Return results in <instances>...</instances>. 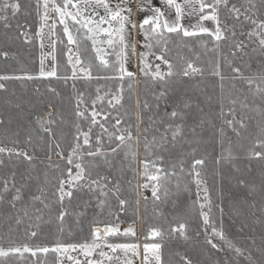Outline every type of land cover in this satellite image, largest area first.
Masks as SVG:
<instances>
[{
    "label": "snow or ice",
    "instance_id": "1",
    "mask_svg": "<svg viewBox=\"0 0 264 264\" xmlns=\"http://www.w3.org/2000/svg\"><path fill=\"white\" fill-rule=\"evenodd\" d=\"M38 9L43 8V14L38 11L40 18V26L35 32V36L41 38L40 47L43 48V29L50 28L51 37L56 36L55 29L57 27L56 19L49 15L55 13V17L59 18V24L63 25L64 36L67 38L68 45H76V51L73 52L72 48L68 49L67 61L72 68L71 76H65L63 79L67 80L77 79L78 73L83 74L85 79H93L92 71L93 65L91 62L85 63L83 56L80 52V39L79 34L81 29L84 30L83 38L90 40L92 49L95 52L96 60L104 68L112 67L119 73V79L123 80L128 77L130 80L135 77V73L126 68V62L130 58L128 49H131V55L136 56V43H131L132 34L128 30L127 25H131L135 29L137 25L131 21V8L128 5V0H118L113 5L110 0H62V4L57 0H36ZM162 3L169 9L174 10L175 17L172 22L165 17L164 12L160 7L152 8L153 15L144 18L139 23L140 32L144 36L147 43H141V47L145 49H153L157 45L163 44L164 47L160 48L159 54L150 51H143L139 53V71L146 77H150L151 81L159 85V91L154 93V98L158 102L156 104L157 110L160 109L163 102L164 113L159 118V123L163 125V130L156 129L159 135H153L151 139L144 136L143 149L145 158L140 161L139 176L142 183L136 185L133 191L140 190L141 198L147 200V197L142 195L143 190L151 189V196L155 202L165 203L169 199L170 189L166 186L170 182L171 177H177L178 182L176 187L179 188V176L185 174V165L188 166L187 176L192 178V182L196 185V199L193 201V208L187 215L181 214L174 216L172 221L165 218V223L168 227H153L149 230L150 238L164 239L167 236L170 239H179L189 241L192 237L189 235L190 220L198 215L199 220L202 222L201 228L204 232V242L211 247V249L221 252L227 249L229 252H234L235 257H243L247 264H264V234L260 237L259 246L256 245L254 237H246L251 239V247L237 246L232 240L228 239L223 230V223L221 227L217 228L215 222L212 220L213 201L210 194V189L204 179L205 170L210 153L206 145L214 143L220 146L221 151L215 156L214 162L216 165L215 175H220V168L222 165H228L235 173L240 175H229V181H234L235 187L245 190V196L239 201L241 208L234 209L233 215L240 218L239 231L244 232L245 229L251 227L248 223V218L243 211V206L247 205L249 209H255V198L258 197L260 202V212L264 216V0H162ZM51 5V7H49ZM22 9L21 0H0V28L4 29V39L11 40L12 37L9 33L13 30L12 21L20 14ZM103 10L101 15L100 10ZM142 10V9H141ZM197 17L196 22L189 26L182 23L183 18ZM52 20L49 25L48 21ZM73 21L75 25H79L76 29L77 35H74L70 30L67 20ZM226 20H231L229 24ZM206 22H211L213 27L206 26ZM107 25V27H104ZM245 25L250 27L245 30ZM147 26V27H145ZM27 28L26 24H21L19 21L15 24V30L19 37L24 38L25 43L31 42V35L24 29ZM237 28L240 29L239 33ZM164 33L175 34L176 37H202L207 36L211 38L213 47L209 51H214L216 57L214 60L209 61L211 69L209 74L219 80V97L217 102L219 105L218 116H212V103L214 97L205 94L204 89H200L201 100L198 96L187 95L188 90L185 89L184 93L178 96L175 100L169 102V90L181 78H195L203 76L205 68L198 66L199 55L193 59H185L183 56L180 60L183 64L177 68L176 65L168 58L166 53L169 51L167 45L169 40L164 37ZM106 37V39H104ZM243 37V39H241ZM155 41V44L152 42ZM247 41V42H246ZM56 39H51L53 47L52 55L53 61L56 60L54 55ZM201 44L207 46V41L201 40ZM106 44L108 48L113 49L116 56L114 64H110L109 60L105 58L107 52L104 48L97 45ZM226 44L229 54H223L221 51L222 45ZM251 51L256 53L260 59L256 61L257 69L255 71L251 68V63H246L245 68L248 69L249 74H245L244 69L234 63V59L238 55L241 57L248 56L249 47ZM189 50L191 51V47ZM149 55H154L155 59L161 63L153 66L149 62ZM0 56L8 57L7 51H0ZM221 58L230 69L232 75L226 76L221 68ZM44 59L41 56V70L39 77L48 78L57 76L56 63L53 64L51 71L44 70ZM252 59L251 57L249 58ZM161 64L164 65L162 69ZM118 66V67H117ZM38 77L28 73L22 75L0 74V81L9 80H33ZM100 78V77H96ZM104 79H112L113 77H103ZM232 81L231 88H225V81ZM236 81L242 82L247 88V93L250 94L254 100L252 104L247 102L248 96L245 95L244 99H240L243 93L242 88H237ZM129 88L132 84L129 83ZM75 90V86H73ZM0 90H6L4 83H0ZM50 92H55V89L49 88ZM99 88L97 95L91 101V107L88 106L84 98V93L79 92L75 97L74 116L76 121L73 124L75 132L72 136L71 143L65 149L61 146L59 139L55 140V150L53 149L52 140L56 138V132L53 125L56 120L52 118L53 113L50 111L45 116L36 117V124L41 132L46 133L49 140L47 145V166L43 172L44 184H51L53 181V193L56 198L55 202L59 204L58 215L56 219L59 221L61 227L59 231H64L63 224L65 218L70 215L69 209L65 204L68 201L70 204L76 193H84L89 196V199H84L83 204L85 209L90 206V200L96 201V207L103 211L109 205V195L115 197L121 209L128 203L127 200L120 198L121 184L119 180L113 182L112 178L107 174L100 172L101 167H106L109 170L115 168L116 164L114 158L121 151L124 152L123 160L127 163L129 168L137 162L136 145L139 144V139L133 136L131 125L125 128L118 127L121 124L120 119L115 120L112 127L115 131L110 132L109 128L98 119L104 116L106 120L108 117L97 109L98 101H103L104 97L99 95ZM118 91H122V88ZM258 98L260 104H255V99ZM122 97L113 94L108 101L110 106L113 104H120ZM7 103V101H6ZM239 104L240 113L237 114L236 105ZM209 107V111L205 112L204 106ZM19 107V105H16ZM147 101L144 102L143 107L148 108ZM50 109H54L52 104H49ZM170 108V110H169ZM195 110V111H193ZM254 114V115H251ZM191 116L192 122L188 123ZM258 117V119H256ZM59 119V116H57ZM142 120V117L138 116ZM215 119H219L220 124L215 123ZM256 121L255 132H249L250 121ZM81 121L87 122V130H84ZM179 121V122H177ZM155 124L156 121H153ZM0 125L3 126L5 138H9V134L19 136V132H12L4 120H0ZM205 125L209 129L214 130V139L211 141H204L202 146V131L205 130ZM99 127L100 133L95 135L93 142V129ZM187 128V133L185 129ZM197 129H201L198 132ZM226 130H230L237 138H241L243 132H248L244 139L248 140L249 146L245 147L243 144L239 148L244 151V159L248 161L247 166L242 170L235 161L239 158L232 150V142L229 139L227 148H224L226 137ZM144 133L148 130L143 129ZM190 133V136L188 135ZM31 130H28L29 141L31 140ZM105 137L107 138V145L105 144ZM41 141L44 140L40 136ZM183 141L188 145L187 150L181 151L178 156L173 157L172 152L169 150V145L174 149L177 147L178 142ZM13 147L7 145H0V156H7L9 159L13 157L23 159L28 163L30 169H35L33 163L35 157L30 155L28 151L20 150L16 145L19 140H10ZM66 152V155H65ZM167 153L170 158L175 159L172 163L171 169L166 170L161 165L164 162V155ZM60 158V162L52 160V155ZM154 156V159L148 157ZM159 162V163H158ZM255 162L259 165V180L252 176L253 167ZM4 165V160L0 159V166ZM123 167V165H121ZM177 168L179 169L177 171ZM54 175L50 178V172ZM135 172V168H132ZM95 175V178H93ZM16 173H11L10 176L0 179V204H7L11 207L16 215L10 213L6 218L11 220L15 219L16 224L22 222L19 215L23 213L24 217H29V206L35 202L43 205V209L51 210L50 203L45 201L46 189L43 185H38L36 191L40 193L32 194L29 197L27 204L17 208V204L24 199L25 189L28 187L27 181L32 180L33 176L30 172L22 174L21 179L24 183L17 186L15 180ZM38 179V177H36ZM201 192L203 195H201ZM249 197L253 198V202L249 203ZM139 203V201H137ZM174 209L179 208V202L172 201ZM221 215L224 209L221 205H216ZM198 208V213L196 209ZM41 212L42 209H36ZM255 215L254 212L251 213ZM77 216L85 215V212H77ZM158 216H164L162 211H157ZM41 217L37 216L39 220ZM253 224L260 223L264 225V220L256 219ZM29 229L32 225L29 224ZM38 227V225H37ZM211 229L209 232L208 229ZM254 231V229H253ZM36 231H30L31 237L37 236ZM120 234L118 225H106L105 227H92L91 241L83 243H63L57 239L52 247L37 246L30 247L27 244L22 246L0 247V264H9L8 258L12 256L23 257L25 253H31L36 257L38 253L48 254L55 253V264H64L65 258L70 264H134V259L141 257L140 244L138 243H109L107 237ZM201 231H195V236L199 237ZM123 235L135 236V230L129 226L124 229ZM147 239V238H146ZM218 239L221 243H216ZM107 248L109 251H104ZM162 244L157 242L143 244L142 264H164L161 254ZM123 253V256L117 253ZM71 253H79L84 259L81 260L78 256ZM247 253V255H245ZM259 253V256H256ZM131 254V255H129ZM99 259L95 258V256ZM179 255V254H178ZM180 260L183 264H194L193 259L188 255H180ZM39 264H44L40 261ZM227 264V261L225 262Z\"/></svg>",
    "mask_w": 264,
    "mask_h": 264
},
{
    "label": "trees",
    "instance_id": "2",
    "mask_svg": "<svg viewBox=\"0 0 264 264\" xmlns=\"http://www.w3.org/2000/svg\"><path fill=\"white\" fill-rule=\"evenodd\" d=\"M58 3L62 4V0H57ZM22 9L20 14L16 17L13 23V30L9 33L12 37L11 40L4 39V29L0 28V51H7L8 57L4 58L0 56V74H10V75H22L23 73H28L33 76L38 77L33 80H9L0 81L6 86V90H0V120H4L12 132H19V136H13L9 134V138L6 139L3 131V126L0 125V145H7L8 147H13L10 140L17 139L19 144L16 145L22 151H28L30 155H34L35 159L33 163L35 164V169H30L28 163L23 159V157L9 159L7 156H0V159L4 160V165L0 166V179L6 178L15 172V180L17 186L24 181L21 179L22 174L31 173L33 176L32 180L27 181L28 187L24 192V199L17 204V208L22 207V205L27 204L29 197L32 194L39 195L36 191L38 185H43L46 189L45 201L50 203L51 210L43 209V205L39 202H35L29 206V217H24L23 213L20 212L19 215L22 218L20 224L15 223V219H7L6 217L11 213L13 217L16 213L13 212L11 207L7 204H0V247L12 246H22L24 244L29 245L32 248L37 246H48L52 247L55 245L57 239L63 243H83L85 240H89L91 235V228L94 227H105L106 225H118L120 226L124 223L126 225H133L138 223L141 218V233L142 242H157L162 244L161 254L164 264H183L180 260V255H188L193 259L194 264H247V261L243 257H235L234 252H229L227 249L221 252H217L209 245L204 242V232L201 228L202 222L199 220L198 215L194 216L190 220L189 235L192 237L189 241H183L179 239H170L165 236L164 239L150 238L149 230L153 227H168L165 223V218L168 221H172L174 216H179L181 214H189L193 208V201L196 199L197 188L192 182V178L187 176L188 171L187 164L185 165V174L179 176V188L176 187L178 182L177 177H171L170 182L166 183V186L170 189V196L167 202H155L151 196V189L149 188L148 194H143L147 197V200L141 198L140 195V209L137 203L138 201V191H133L137 185V180L140 171V161L145 158V153L143 149L144 136L151 139L153 135H159L156 132L157 128L163 130V125L159 123V118L164 113L163 102L159 110L156 108L158 103L154 98V93L158 92L159 85L151 81L150 77H146L143 74L138 73L137 80L134 77L129 79L124 77L120 80L119 73L115 71L112 67L104 68L100 65L99 61L96 60L95 52L92 49V43L90 40L83 38L84 30L81 29L79 34L80 39V52L83 56L85 63L91 62L93 65L92 76L93 79L83 78L82 73H78L77 79H69L67 82L63 79L65 76H71L72 68L68 64L67 55L69 48H72L73 52L76 51V45H68L67 38L64 36L63 25L59 24V20L56 19L57 27L55 29L57 43L55 45L54 55L56 60L53 61L58 65L57 76L42 78L39 77V72L41 70V56L42 48L38 37L34 34L37 28L40 26V18L38 16V11L42 14V7L38 9L36 0H21ZM19 21L21 24H26V30L32 37L30 43H25L23 37L17 35L15 30V24ZM227 23L231 24V20H226ZM70 30L74 35H77L76 29L79 25H75L70 19L67 20ZM250 27V25H245V30ZM240 29L237 28L239 33ZM164 37L169 40L167 48L169 51L165 54L166 58L170 59L177 68H179L183 61L180 57L183 56L185 59H193L196 55H199L200 59L197 61L198 66L205 68L204 75L197 76L195 78H181L175 84H173L172 89L169 90V102L175 100L178 96L184 93L187 89V95L198 96L203 100V96H200V89L205 90V94L212 95L214 97L212 103V116L215 118L218 116L219 105L217 98L219 97V80L209 74L211 69L212 61L216 57L214 51H209L213 47L211 38L207 36L202 37H176L175 34L164 33ZM243 39V37H241ZM201 40L207 41V46L205 47L200 43ZM247 42V41H246ZM155 44V41L152 42ZM191 47V51L189 47ZM164 47L163 44L155 46L152 51L159 54L160 48ZM251 45L248 51V56H237L234 59L236 65L241 66L245 74H249L247 68L244 67L246 63H251V68L253 71L257 69L256 61L260 57L251 51ZM221 51L223 54L228 55L229 50L226 44L222 45ZM252 58L251 60L249 58ZM108 60L110 64H114L116 61L115 56L110 52L108 55ZM118 67V66H117ZM221 68L226 76H231L232 73L227 65L224 63L223 58H221ZM100 77V78H96ZM103 77H113L112 79H104ZM129 83L132 87L129 88ZM237 88H242L244 91L240 95V99H244L247 95V102L249 104L253 103L254 98L247 93V88L240 81L235 82ZM232 81H225L226 90L231 88ZM75 86V90L73 88ZM55 89V92H50L48 89ZM99 88V95L104 97L103 101L97 102V109L101 110L104 115L108 118L105 120L104 116L98 117L105 125L109 128V131H115L112 125L115 124L116 119L121 120V124L118 126L120 128H125L131 125V130L133 136L139 137V144L136 145L137 151V162L132 168H135V172L132 168L127 166L124 162V152L121 151L114 158L115 168L112 170L106 167H101L100 172L102 174L109 175L113 182L116 180L120 181L121 192L120 198L125 199L128 203L123 209L119 206V202L115 197L109 195V205L110 207H105L103 211H100L96 207V201L90 200V206L85 209L83 200L89 199L88 195L84 193H76L73 200L69 204L65 201L66 206L69 209L70 215L65 218L63 228L64 231L61 233L59 228L61 227L59 221L56 219L58 215L59 204L55 202V197L53 193V184H44L43 172L46 170L47 166V145L46 142L49 140L46 133L41 132L38 125L36 124V117L45 116L43 111L48 107L49 104L54 106V109H50L53 113L52 118L56 120V124L53 125L54 131L56 132V138L51 142L53 144V149L55 150V140L59 139L61 146L67 148L71 143L72 136L75 132L73 124L76 121L74 116L75 107V97L77 93L83 92L85 101L88 106L91 107V101L97 95V89ZM122 88V91H118ZM119 95L122 97L120 104H113L110 106L108 101L111 99L112 95ZM7 101V103H6ZM147 101L148 108H144L143 104ZM255 104L259 105L260 101L258 98L255 99ZM16 105H19L17 107ZM205 112L209 111L207 105H203ZM264 107V105H261ZM237 114L239 116L240 107L239 104L236 105ZM170 110V108H169ZM195 111V110H193ZM254 115V114H251ZM59 116V119L57 118ZM138 116L142 117L138 119ZM258 119V117L256 118ZM153 121H156L154 124ZM179 122V121H177ZM192 122L191 116L188 119V123ZM217 125L220 124L219 119H215ZM84 130H87V122L81 121ZM249 132H255L256 121L249 122ZM147 129L148 131L144 133L142 130ZM28 130H31V140L29 141ZM99 127L93 129V142L95 140V135L100 133ZM201 132V129H197ZM187 133V128L185 129ZM190 136V133H188ZM248 135V132H243L241 138H237L230 130H226V137L223 147L227 148L229 146V139L232 142V150L239 157L235 163L243 170L248 161L244 159V151L239 148L240 144L245 147L249 146L248 140L244 139ZM40 136L44 137V140L39 139ZM214 130L209 129L205 125V130L202 131V146H204V141H211L214 139ZM108 141L105 137V144ZM170 152H172L173 157L178 156L181 151H185L188 148L187 144L183 141L178 142L176 148H172L171 145L168 146ZM208 152L210 153L207 162V167L205 170L204 179L207 182V186L210 189L211 198L213 201L212 210V220L215 222L217 228L221 227V221L223 223V230L228 239L232 240L237 246L240 247H251V239L246 237H254L256 240V245L260 244V237L264 234V225L260 223L253 224L252 222L256 219L264 220L260 212V202L258 197L255 198L256 208L249 209L247 205L243 206V211L248 218V223L251 227L244 230V232L239 231L240 218L233 215L234 209L241 208L240 200L245 196V190L238 189L235 187L234 181H229V175H240V173H235L230 166L222 165L220 168V175H215L216 165L214 158L221 151L220 146L214 143H208L206 145ZM164 155V162L161 165L164 169L170 170L172 163H175V159L169 157L167 153H162ZM66 155V152H65ZM148 159H154V156L148 157ZM52 160L56 162L63 163L60 158L56 155H52ZM159 163V162H158ZM123 165V167H121ZM139 165V170H138ZM253 173L252 176L257 178V184L259 180V165L253 162ZM179 169L177 168V171ZM50 178L54 175L51 170ZM38 177V179H36ZM95 178V175L94 177ZM141 180V178H140ZM141 182H143L141 180ZM249 203L253 202V198L249 197ZM176 200L179 202V208L174 209L172 201ZM221 205L224 209L223 215H221L219 209L216 205ZM36 209H42L41 212H37ZM85 212L83 216H77V212ZM157 211H162L164 216H158ZM198 213V208L196 209ZM254 212L255 215L251 213ZM37 216L41 218L36 219ZM29 224L32 228L29 229ZM38 225V227H37ZM200 230L201 234L199 237L195 236V231ZM254 229V231H253ZM30 231H36L38 234L35 237L29 235ZM210 232L211 229L209 228ZM122 239V242H137L138 237L127 235L124 236L120 231V234L109 236L107 240ZM147 238V239H146ZM216 243H221L218 239H215ZM179 254V255H178ZM247 255V253H245ZM259 256V253H256ZM56 254L55 253H38L36 257H33L31 253H25L23 257L12 256L8 258L9 264H39L43 261L44 264H55Z\"/></svg>",
    "mask_w": 264,
    "mask_h": 264
},
{
    "label": "rangeland",
    "instance_id": "3",
    "mask_svg": "<svg viewBox=\"0 0 264 264\" xmlns=\"http://www.w3.org/2000/svg\"><path fill=\"white\" fill-rule=\"evenodd\" d=\"M110 2L115 5L118 0H110ZM178 2H182V0H178ZM131 8V21L133 23H135L137 25V27L135 29L131 28V25H127L128 30L131 32L132 34V39H131V43H136V52L137 55L136 56H132L131 55V49H128V54H129V59L126 62V68L135 73V78L137 80L138 77V73H139V53L143 52V51H150L153 52L152 49H145L143 47H141V43H147V41L144 40V36L143 34L140 32L139 29V23L146 17L153 15V12L151 11L152 8L155 7H160L161 10L164 12L165 17L169 20V22H172L174 20L175 17V12L172 9L167 8L163 3L162 0H128V5ZM49 7H51V5H49ZM142 9V10H141ZM101 15H103V10H100ZM42 14H43V8H42ZM50 16L54 17L55 19L59 20L58 17H55V13H49ZM197 17H187L185 16L182 20V23L185 26H189L192 23L196 22ZM52 23V20L50 19L48 21V24L50 25ZM206 26L212 28L213 25L211 22H206ZM104 27H107V25H104ZM147 27V26H145ZM51 39H54V37H51L50 34V28L49 27H45L43 29V36H42V40H43V44L44 47L42 48V54L45 57L44 59V70L45 71H51L53 68V59H52V54L53 53V47L51 44ZM104 39H106V37H104ZM39 43H41V38H38ZM98 47H102L105 49V51L107 52V55L105 56L106 59H108V55L111 52L114 56H115V52L113 51V49L108 48V46L106 44H100L97 45ZM155 53V52H154ZM157 54V53H156ZM116 58V56H115ZM149 62L153 64V66L157 63H161L160 61L155 59L154 55H149ZM162 69H164V65L161 64ZM50 112V109L47 108L43 111V113L46 115ZM137 138L139 139L138 135ZM138 170H139V165H138ZM139 183H142L140 178L138 177L137 180V185ZM149 189L143 190L142 195L143 194H148ZM138 191V205H139V209H140V190L137 189ZM201 195H203V193L201 192ZM141 218L139 219L138 223H135L133 225H126V224H122L120 226V231L123 233L124 229L128 228L129 226L133 227L135 230V235L138 237V241L137 242H122V239H116V240H107L109 243H138L140 244V253H141V257L139 259L137 258H133L134 259V264H142V256H143V244L146 242H142L141 238H142V233H141ZM92 229V228H91ZM127 236V235H124ZM92 237L90 235L89 240H85V241H91ZM84 241V242H85ZM147 243H152V242H147ZM104 251H109L107 248H104ZM74 256H78L79 259L83 260L84 257L79 254V253H71ZM117 255L123 256V253L118 252ZM131 255V254H129ZM95 258L99 259L98 255L95 256ZM64 264H70L69 261H67V259L65 258L64 260ZM107 264V262H106ZM153 264H155V262H153Z\"/></svg>",
    "mask_w": 264,
    "mask_h": 264
}]
</instances>
